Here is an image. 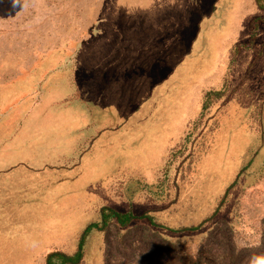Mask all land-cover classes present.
<instances>
[{
    "label": "rangeland",
    "instance_id": "obj_1",
    "mask_svg": "<svg viewBox=\"0 0 264 264\" xmlns=\"http://www.w3.org/2000/svg\"><path fill=\"white\" fill-rule=\"evenodd\" d=\"M108 3L115 0H105L104 10ZM101 7V0H0V80L7 84L0 88V234L28 228L54 184H69L66 174L72 177V201L92 207L88 220L99 222L103 208L152 220H134L126 228L112 223L105 236L93 237L84 248L83 264H249L252 256L264 255V0H253V14L232 37H224L229 26L222 27L219 40L199 51L198 66L187 64L189 48L166 80L125 81L121 94H139L130 110L152 109L133 122L135 128L132 121L141 112L111 119L114 128L88 112L89 104L98 103L96 96L114 92L117 82L106 74L114 65L104 63L97 84L105 82L106 89L98 86L90 93L85 86L96 68L90 65L86 73V43L98 58L105 45H91L103 34L102 26L116 29L101 13L90 28L86 21ZM22 57L38 60L9 64ZM201 57L219 63L204 65L194 80L180 84L196 89L198 76L207 82L195 97L198 106L161 160L148 171H133L126 155L142 149L157 131L138 128L146 121L153 125L162 111L166 119L172 115L170 79L176 72L201 71ZM103 138L118 139L114 145L120 149L94 159L112 146L102 148ZM122 157L128 161L117 160ZM99 185L106 188L103 198L86 197L90 188L101 192ZM47 235L29 236L38 240L39 256L27 261L14 257L23 236H0V264H47L50 253L73 255L82 237ZM1 237L13 248L3 247Z\"/></svg>",
    "mask_w": 264,
    "mask_h": 264
},
{
    "label": "crops",
    "instance_id": "obj_2",
    "mask_svg": "<svg viewBox=\"0 0 264 264\" xmlns=\"http://www.w3.org/2000/svg\"><path fill=\"white\" fill-rule=\"evenodd\" d=\"M101 1L103 7L95 11L98 12L96 15L90 14L91 19L86 22L90 24L91 28L93 26V17H98L101 13V16L104 15L108 18V20L106 18L104 20L116 24V29L114 28L113 30L112 26L109 27L108 25L102 26L103 34L101 33L102 35L100 34L97 40L94 41V44L91 45L97 46L101 41L105 45L103 47L106 50L104 52L102 51L104 55H100L98 58L93 54L91 56L89 48L87 47L90 44L88 42L86 43V56L84 58V64L88 67L85 68L86 73L90 71V65H95L96 68L94 72L90 71L92 74L90 76H93V79L88 80L85 86L89 91L91 90L90 93L95 91L94 89L98 86H101V89L105 90L107 87L105 82L102 85L97 84V82L99 83L98 75L101 70L100 66L104 63L114 65V69H108L106 72L108 75L110 71L112 73L111 76L116 77L115 80L117 82L114 85V92L110 93L109 91L102 95L98 94L96 96V102L98 103L89 104L88 109V112L90 114L95 113L97 115L96 120L100 121L101 125L103 124L107 128H114L111 119H124L128 116L129 112H141L140 115L134 116V121H132V127L135 128L137 124L133 122H137V120L143 117L146 118V112L152 111V109H149V106H144L142 110H139L138 107L135 110H133L134 108L130 110L133 106V100L139 94L134 93V91H131L128 95L121 94L122 90L126 87L124 86L125 81L128 80L130 82L129 84H132V82L140 80L144 82V85L147 81H164L170 75L169 73L173 71L174 66L180 63L183 55L191 48L193 54L187 64L190 66H198L200 63L198 58L199 51L202 49L201 53H204V47L209 50L219 40L222 27L229 26V28L224 30L226 31L224 37L225 35L232 37V33L236 34L239 31V26L244 17L246 19L249 14L252 15V9L254 10L253 0H115L113 4L108 3L109 7L107 6L108 8L105 10V0ZM117 3L121 9L114 7V4ZM113 17L114 20L110 21V18ZM192 44H194L193 47H191ZM37 60L23 57L12 58L9 64H28L31 61L36 63ZM201 60V71H196L195 68L194 70L189 69L185 73H173V78L170 79V85H172V99L170 102L172 115L170 117L168 116V119L164 118L166 116L162 110L168 106V103L166 106H162V110L156 111L162 112L155 117L156 122L153 125H150L146 121L143 126L138 128L139 130L148 128L157 130L156 132L150 133L151 135L142 145L143 148L141 147L142 149L132 151L130 154H136L134 157L129 154L126 155L129 161L123 157L117 160H121L122 162L128 161L129 165L133 166V171L137 170L138 172L148 171L157 161L161 160L162 156L167 152L169 144L183 131L189 114L198 106V100H195V97L202 91L203 86L207 82L197 79L198 76L195 79L197 80L196 89L193 87L187 89L180 84L186 79L194 80L193 76L202 73L204 65H217L219 63L214 58L210 62L204 61L202 57ZM5 64L7 63L5 62ZM123 64L125 65L124 67ZM92 81L93 83L91 85L90 83ZM5 86L7 84L0 80V88L6 89ZM146 86L148 87L149 84ZM108 98L111 99V102L107 101ZM124 100L128 101L127 106H124ZM188 101L192 102L186 105L188 107L186 108L185 104H188ZM89 103L91 102L89 101ZM128 126L131 128V122ZM115 142L116 140H112L110 143L108 138H103L102 142L99 143L101 146L104 145L102 148L105 149L110 144L112 146H110L111 148L108 151L100 153L98 158L95 155L94 159L101 158L102 160L107 154L114 153V149L119 150V145L115 146L118 143V139L116 144ZM147 148L148 152L143 154L142 152ZM123 149V154H127L126 147H123ZM64 177V181L66 182L68 180L69 184L60 185L58 181L54 184L53 189L49 190L48 198L41 202L39 204L40 206H37L38 211L35 214L34 221L27 226L28 228L16 229L21 232L19 234L17 232L16 234L9 233L10 235L0 234V236H23L20 238L21 243H16L17 252L14 257H18L19 260L27 261L28 256L33 259L39 256L37 252L39 249L38 240L33 237L30 238L29 236H48L47 234H53L52 236H73L74 238L75 236H83L88 226L101 221V214L99 217L100 220H98L99 222H95L96 219H87L90 215L89 211L92 210L91 205H79L72 201V177L66 174ZM95 188H100L102 191L93 192V188H90V190L85 191L86 197L89 199H94L93 196L103 198V193L106 188L103 185L96 186ZM74 211L79 212L78 217L81 219H77L78 217L76 218V216L72 217ZM52 216H59L65 219V221L58 223L51 222L48 219ZM46 224L48 225L46 226ZM104 234L106 235V231L93 229L88 234L84 248L87 246L91 247V239L93 237L105 236ZM65 238H62L63 242H59V244L70 241L69 237L67 240ZM1 239L7 243H5L6 245L3 244V247H6V249L7 247L13 248L12 244H8V237H5V239L1 237ZM29 239L32 240L31 244ZM34 240L36 241L34 242ZM58 240L61 241L60 238ZM78 246L79 243L77 247L76 244L74 245L71 254L77 252ZM31 248L32 251L29 253ZM97 249L99 250V247ZM81 264H83V261Z\"/></svg>",
    "mask_w": 264,
    "mask_h": 264
},
{
    "label": "trees",
    "instance_id": "obj_3",
    "mask_svg": "<svg viewBox=\"0 0 264 264\" xmlns=\"http://www.w3.org/2000/svg\"><path fill=\"white\" fill-rule=\"evenodd\" d=\"M114 7H119L116 4H114ZM99 44V43H98ZM97 44V45H98ZM88 47V46H87ZM95 46H91V49L94 48ZM7 63V61H6ZM138 219H148L150 223H152V220L147 216L144 215L142 217H136L133 213L127 212H119L115 211L111 208H103L102 213H101V221L99 223H94L90 226L87 227L85 230L83 236L80 239L78 250L75 254L73 255H67L61 252H53L50 253L47 257L46 263L47 264H81L83 260V250L84 246L86 243V239L88 237V234L93 230L97 229L100 231H105L108 229V227L112 224L115 223L121 227H128L134 220ZM198 228H190V231H194ZM188 258H181L180 261L185 260ZM191 260L195 261L194 258H190Z\"/></svg>",
    "mask_w": 264,
    "mask_h": 264
},
{
    "label": "clouds",
    "instance_id": "obj_4",
    "mask_svg": "<svg viewBox=\"0 0 264 264\" xmlns=\"http://www.w3.org/2000/svg\"><path fill=\"white\" fill-rule=\"evenodd\" d=\"M249 264H264V255H255L249 259Z\"/></svg>",
    "mask_w": 264,
    "mask_h": 264
}]
</instances>
